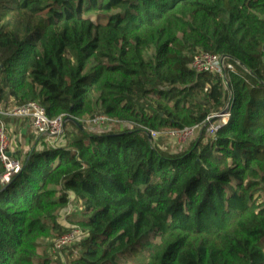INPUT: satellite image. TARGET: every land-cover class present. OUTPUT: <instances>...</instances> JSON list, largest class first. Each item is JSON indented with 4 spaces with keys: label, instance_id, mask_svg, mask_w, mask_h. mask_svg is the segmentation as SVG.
Masks as SVG:
<instances>
[{
    "label": "trees",
    "instance_id": "obj_1",
    "mask_svg": "<svg viewBox=\"0 0 264 264\" xmlns=\"http://www.w3.org/2000/svg\"><path fill=\"white\" fill-rule=\"evenodd\" d=\"M263 44L264 0H0V110L72 128L0 190V264H56L37 250L79 201L69 264H264ZM200 51L234 69L194 72ZM97 115L121 126L86 130ZM184 128L178 153L148 137Z\"/></svg>",
    "mask_w": 264,
    "mask_h": 264
},
{
    "label": "built area",
    "instance_id": "obj_2",
    "mask_svg": "<svg viewBox=\"0 0 264 264\" xmlns=\"http://www.w3.org/2000/svg\"><path fill=\"white\" fill-rule=\"evenodd\" d=\"M189 68L194 72H209L223 76L225 70H233L234 65L227 62L224 56L200 51L192 57ZM228 109L229 106L227 105L223 112L213 113L207 118L209 121L207 131H209L210 134H213L221 125L227 122L229 116ZM0 116L29 119L39 141H42L43 138L50 146H55L60 142L65 129V119L61 116L48 117L45 113V109L36 101H30L20 106L0 110ZM218 117H222L223 123H210L211 120H216ZM107 120V117L104 115H97L91 119V122L95 125H100ZM195 129L197 128L169 130L168 135L171 138L185 140L192 135ZM149 136L151 139H155L158 137V133L151 131ZM22 163V159H17L11 155V141L0 120V166L3 168V172L0 173V183L3 185L8 184L12 175L20 171ZM83 237L84 232L80 227H70L55 239L54 249L61 251L68 246L77 244Z\"/></svg>",
    "mask_w": 264,
    "mask_h": 264
},
{
    "label": "rangeland",
    "instance_id": "obj_3",
    "mask_svg": "<svg viewBox=\"0 0 264 264\" xmlns=\"http://www.w3.org/2000/svg\"><path fill=\"white\" fill-rule=\"evenodd\" d=\"M210 123H213V124L223 123L222 117H218L216 120H211ZM82 124L84 125V128L86 130H91V131L99 132V133L105 132V131H112V130L118 129L119 126H121V123H119L115 119H109L108 122L102 123L100 125H95L94 123L91 122V117H88V116L83 118ZM70 130H72V128L68 127L66 128V130H64V133ZM168 131L169 130L161 131V133L157 132L158 137H156L155 139H152L151 141L154 146H157L163 150H167L170 153H178L180 151L186 150L189 147V144L199 134V129H195L189 138L185 140H181V139L171 138L168 135ZM206 132L207 134H210L209 131L206 130ZM42 141L44 143V146H49L47 143L44 142L43 138H42ZM261 199H264V193H261ZM80 202L81 201H79V203H74V204L71 203L70 207H67L65 210L60 211L58 213L59 214L57 218L58 222L61 223V225L64 226L65 229H69L70 227L77 226L75 221L81 215V211H82V205L80 204ZM56 238L57 237H55L54 239L51 238L50 239L51 244L49 245H48L49 239L42 238V241H41L42 247L38 248L37 254L40 257L47 256L51 260H55L56 264H59V263L69 264L70 259H73L75 257L77 253V249L72 246H68L62 249L61 251L55 250L53 243ZM123 261L124 262L128 261L129 263L133 264V261L126 257L123 259Z\"/></svg>",
    "mask_w": 264,
    "mask_h": 264
},
{
    "label": "crops",
    "instance_id": "obj_4",
    "mask_svg": "<svg viewBox=\"0 0 264 264\" xmlns=\"http://www.w3.org/2000/svg\"><path fill=\"white\" fill-rule=\"evenodd\" d=\"M4 130L11 141V155L22 159L33 147H39L40 141L29 119L0 116Z\"/></svg>",
    "mask_w": 264,
    "mask_h": 264
},
{
    "label": "water",
    "instance_id": "obj_5",
    "mask_svg": "<svg viewBox=\"0 0 264 264\" xmlns=\"http://www.w3.org/2000/svg\"><path fill=\"white\" fill-rule=\"evenodd\" d=\"M263 53H264V44H263ZM242 68H245L244 65L238 63ZM148 137L150 138V136L148 135ZM5 185L0 183V190L4 189Z\"/></svg>",
    "mask_w": 264,
    "mask_h": 264
}]
</instances>
